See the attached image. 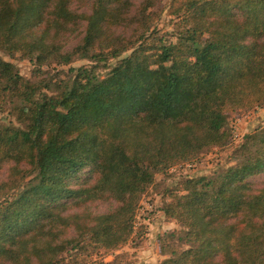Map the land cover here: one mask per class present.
<instances>
[{"label":"trees","instance_id":"trees-1","mask_svg":"<svg viewBox=\"0 0 264 264\" xmlns=\"http://www.w3.org/2000/svg\"><path fill=\"white\" fill-rule=\"evenodd\" d=\"M79 1L87 15L73 0H0V50L38 67L90 61L43 88L0 56V111L11 102L15 121H0V176L13 163L0 264H121L103 254L134 237L156 174L227 144L234 112L264 108V0ZM234 154L168 190L180 228L159 236L161 264H264V184L249 181L264 173V125Z\"/></svg>","mask_w":264,"mask_h":264},{"label":"rangeland","instance_id":"rangeland-1","mask_svg":"<svg viewBox=\"0 0 264 264\" xmlns=\"http://www.w3.org/2000/svg\"><path fill=\"white\" fill-rule=\"evenodd\" d=\"M81 5H80V4ZM74 6L77 7L78 12L88 14L87 6H84L81 1L73 0ZM81 25L84 23L80 21ZM45 26V25H44ZM83 26V25H82ZM82 26H78L75 31L70 34L69 45L67 48H72L77 44L81 37ZM159 28L162 32L171 35L172 23L170 19L162 15L158 22ZM67 42V41H66ZM0 56L9 62L14 63L21 75L30 81H39L42 86L44 82H51L53 76L58 75L68 77L67 73L70 67H79L82 65H89L90 61L80 57H74L71 63L60 65L52 63L38 67L35 62L23 56L20 52L9 54L6 51L0 50ZM56 79V78H55ZM43 88H45L43 86ZM46 90V89H43ZM50 92V91H49ZM11 102L6 105L4 110L0 111V121L8 123L14 121V117L9 114V106ZM13 105V104H12ZM264 125V108L257 110L238 111L234 112L229 117V132L230 139L228 143L223 146H217L203 152L198 160L187 163H180L170 167L167 171L158 173L155 176V183L143 195L140 206L136 216V229L134 237L121 249L103 254L106 261L116 260L121 264H161L167 257L161 252L159 236L170 232L174 229H179L180 225L174 219L169 218L164 210V203L169 200L168 190L176 187L178 181L184 178H191L197 176H209L214 171L228 167L234 162L235 149L242 143L246 134L251 133L256 128ZM13 163H8L5 169L2 170L0 178L4 180L10 176V166ZM96 173L90 171V175L94 176ZM95 178V177H94ZM249 181L255 186H262L264 184V173L257 174L249 178ZM108 207L106 202H96L91 205L94 208L101 210Z\"/></svg>","mask_w":264,"mask_h":264}]
</instances>
